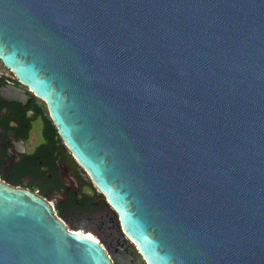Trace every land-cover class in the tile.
I'll list each match as a JSON object with an SVG mask.
<instances>
[{
  "label": "water",
  "instance_id": "obj_1",
  "mask_svg": "<svg viewBox=\"0 0 264 264\" xmlns=\"http://www.w3.org/2000/svg\"><path fill=\"white\" fill-rule=\"evenodd\" d=\"M0 62L139 264H264V0H0ZM0 264L112 261L0 180Z\"/></svg>",
  "mask_w": 264,
  "mask_h": 264
},
{
  "label": "flooded vegetation",
  "instance_id": "obj_2",
  "mask_svg": "<svg viewBox=\"0 0 264 264\" xmlns=\"http://www.w3.org/2000/svg\"><path fill=\"white\" fill-rule=\"evenodd\" d=\"M0 180L44 199L70 230L101 233L105 242H98L112 264H139L113 208L67 147L45 102L1 62Z\"/></svg>",
  "mask_w": 264,
  "mask_h": 264
},
{
  "label": "rangeland",
  "instance_id": "obj_3",
  "mask_svg": "<svg viewBox=\"0 0 264 264\" xmlns=\"http://www.w3.org/2000/svg\"><path fill=\"white\" fill-rule=\"evenodd\" d=\"M71 230H75V229H72ZM89 234H92V236H94L96 238V240H101L102 242H105V238L103 237V235L101 233H92V232H89ZM115 236H118L117 233H114ZM119 237V236H118Z\"/></svg>",
  "mask_w": 264,
  "mask_h": 264
},
{
  "label": "bare ground",
  "instance_id": "obj_4",
  "mask_svg": "<svg viewBox=\"0 0 264 264\" xmlns=\"http://www.w3.org/2000/svg\"><path fill=\"white\" fill-rule=\"evenodd\" d=\"M88 236L96 240V238L94 236H92V234L88 233Z\"/></svg>",
  "mask_w": 264,
  "mask_h": 264
}]
</instances>
